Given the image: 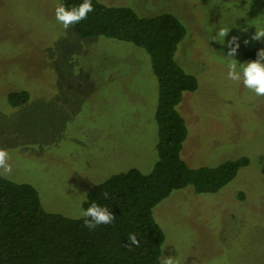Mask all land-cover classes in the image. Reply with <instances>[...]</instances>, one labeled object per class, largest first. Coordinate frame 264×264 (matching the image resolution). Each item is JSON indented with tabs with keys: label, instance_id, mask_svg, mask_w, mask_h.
I'll return each instance as SVG.
<instances>
[{
	"label": "rangeland",
	"instance_id": "374dc122",
	"mask_svg": "<svg viewBox=\"0 0 264 264\" xmlns=\"http://www.w3.org/2000/svg\"><path fill=\"white\" fill-rule=\"evenodd\" d=\"M98 1L141 17L171 13L184 25L175 60L198 80L177 106L188 128L181 151L188 166L250 161L216 193L189 185L154 208L165 233L162 260L264 264V96L227 76L233 59L239 70L247 51L264 48V39H251L264 28V0ZM58 5L0 0V149L12 167L0 176L32 185L45 211L77 218L94 186L132 168L152 171L159 85L144 49L79 38L56 20ZM220 28L229 29L224 45L211 40ZM234 36L239 48L229 57ZM21 92L28 100L11 105L9 95Z\"/></svg>",
	"mask_w": 264,
	"mask_h": 264
},
{
	"label": "trees",
	"instance_id": "16d2710c",
	"mask_svg": "<svg viewBox=\"0 0 264 264\" xmlns=\"http://www.w3.org/2000/svg\"><path fill=\"white\" fill-rule=\"evenodd\" d=\"M60 3L70 10L84 0ZM91 4L93 11L87 18L72 25L79 38L104 37L130 43L150 56L159 85L155 112L158 159L149 173L132 168L90 189L85 209L96 203L115 216L110 224L94 230L85 227V218L45 211L32 185L0 176V264H162L165 233L154 217V208L173 191L189 185L198 194L216 193L250 162L241 157L214 168H191L182 158L188 128L177 106L185 92L198 88V80L175 60L186 35L177 16L141 17L128 7L107 6L98 0H91ZM260 49L264 48L247 51L246 60H256ZM27 100L26 92L9 95L13 106ZM133 234L138 247L130 244Z\"/></svg>",
	"mask_w": 264,
	"mask_h": 264
},
{
	"label": "clouds",
	"instance_id": "9594fccd",
	"mask_svg": "<svg viewBox=\"0 0 264 264\" xmlns=\"http://www.w3.org/2000/svg\"><path fill=\"white\" fill-rule=\"evenodd\" d=\"M93 11L91 0H84V3L78 7H72L70 10L63 5H58L55 10L56 20L63 24L67 29L70 25L79 23L81 20L87 18V14ZM229 29L220 28L215 36L211 37L221 45L225 43V37L228 36ZM254 41H260L264 39V28L256 29L255 34L251 37ZM249 41H245L247 44ZM226 47L229 49L227 55L233 57L237 53L239 48L238 37H232L228 41ZM257 59L249 61L245 64H239V70L237 68V61L232 60L228 64V79L232 81H242L245 88L255 93L256 96H264V49H260L257 52ZM9 155L4 149H0V175L10 174L12 171L11 165L8 164ZM105 198L108 197V193L104 194ZM83 217L84 225L90 230H94L98 225L110 224L115 216L112 212H109L107 208L101 207L96 203H92L86 210H82L77 218ZM130 244L139 246L137 237L133 234L129 236ZM125 247H130L125 245ZM162 264H178V260L173 257L164 258Z\"/></svg>",
	"mask_w": 264,
	"mask_h": 264
}]
</instances>
